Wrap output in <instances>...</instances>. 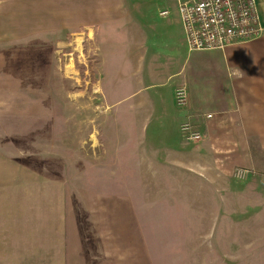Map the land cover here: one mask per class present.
Instances as JSON below:
<instances>
[{"label": "rangeland", "instance_id": "rangeland-1", "mask_svg": "<svg viewBox=\"0 0 264 264\" xmlns=\"http://www.w3.org/2000/svg\"><path fill=\"white\" fill-rule=\"evenodd\" d=\"M172 3L142 0L145 8L136 17L145 33L172 17L158 15L167 8L174 12ZM14 4L23 1L0 0V176L9 175L4 157L16 159L9 172L17 181L39 172L40 160L42 165L47 162L49 225L57 224L61 198L53 194L59 192L55 183L63 179L64 212L71 218L77 213V221L88 214L81 200L87 193L91 201L98 194L116 196L118 201L104 202L109 211H102L115 221L119 215L127 217L133 242L129 245L148 264H264V169L229 166L230 158L222 154L217 167L206 172L159 170L151 163L138 170L141 134L146 147L154 123L143 124L142 116L133 114L106 115L105 106L113 113L127 108V99H120L137 83L161 82L159 69H129L120 79L109 71L132 50L134 37L126 26L108 20L91 26L86 10L11 7ZM98 50L110 65L103 76ZM13 113L16 118L9 119ZM23 121L26 127L19 131ZM43 124L47 153L32 150L27 161L20 160L30 150L33 138L28 137L39 135ZM29 191L26 187V205L18 197L10 201L16 212L34 207ZM119 196L125 198L119 201ZM7 197L0 190V213ZM30 219L26 217L27 224ZM11 226L0 219L2 230L15 232Z\"/></svg>", "mask_w": 264, "mask_h": 264}, {"label": "crops", "instance_id": "crops-1", "mask_svg": "<svg viewBox=\"0 0 264 264\" xmlns=\"http://www.w3.org/2000/svg\"><path fill=\"white\" fill-rule=\"evenodd\" d=\"M22 1L23 4L11 7L86 10L91 26H99L101 20L126 26V31L134 37L131 38L134 42L132 50L112 66L103 61L98 50L102 76L107 66L111 67L110 72L118 74L119 79L129 69L138 73L148 69L155 73L156 68L159 69L161 82L140 86L137 83L130 94L120 99H127V108L113 113L105 106L106 115L133 114L142 116L143 124L154 123V130L148 134L151 140L146 147L145 134H141L140 150L135 158L138 170L151 163L159 170L198 169L206 172L217 167L216 162L223 158L222 154L230 158L229 166L234 163L233 167L264 169V0H255L262 30L257 38L224 50L209 51L188 49L175 0L172 3L174 12L167 8L162 10L166 11L165 16L160 15L162 11L158 13L162 18L172 17L159 22L160 27H151L150 33H145L140 27L142 22L136 17L138 11L145 8L142 0ZM92 28L89 30L95 36L96 31ZM102 76L98 86L103 99ZM179 87L186 89L185 108H178L175 104L174 92ZM15 114L9 119L14 120ZM42 118L40 116L39 120ZM184 122L197 129L202 136L199 142L183 138L179 127ZM21 123L23 126L19 131H23L27 121ZM45 126L42 125L39 135L28 137L33 138L30 150L20 160L31 157L32 150L40 155L42 151L47 153ZM15 163V158L4 157L3 165L8 167L9 175L0 176V190L8 195V203L6 208H2L0 219L7 220L16 230L11 233L0 227V264H148L143 258L138 259L133 246L129 245L133 242L132 236L129 237L127 217L119 215V221H115L111 214L105 212L109 210L104 202L118 201L116 196L98 194L91 201L87 193L81 200L88 214L82 221H77V213L73 212L71 218L68 210L67 216L64 212L66 197L63 185L66 181L63 179L59 184L55 183L59 192L53 194L54 198H61L59 213L55 210L57 224L49 225L47 162L42 165L40 160L39 172L27 180L18 181L9 172L16 167ZM72 184H75V178ZM26 187L27 191L30 190L34 207L27 208L29 212L27 209L16 212L10 201L17 202L18 197L26 205ZM119 198L122 201L125 197ZM27 216L31 217L29 224Z\"/></svg>", "mask_w": 264, "mask_h": 264}, {"label": "built area", "instance_id": "built-area-1", "mask_svg": "<svg viewBox=\"0 0 264 264\" xmlns=\"http://www.w3.org/2000/svg\"><path fill=\"white\" fill-rule=\"evenodd\" d=\"M175 3L189 50H224L261 34L255 0H175ZM174 100L178 108H185L184 87L175 90ZM180 130L187 141L200 140L189 122L183 123Z\"/></svg>", "mask_w": 264, "mask_h": 264}]
</instances>
